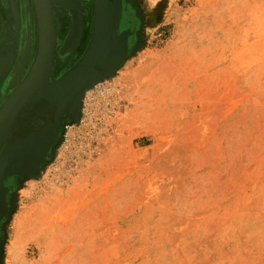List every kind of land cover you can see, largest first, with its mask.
<instances>
[{
  "label": "rangeland",
  "instance_id": "rangeland-1",
  "mask_svg": "<svg viewBox=\"0 0 264 264\" xmlns=\"http://www.w3.org/2000/svg\"><path fill=\"white\" fill-rule=\"evenodd\" d=\"M24 2L33 55L0 78V111L35 58ZM95 5L54 0L28 124L95 66L1 154L0 264H264V0H104L101 46Z\"/></svg>",
  "mask_w": 264,
  "mask_h": 264
},
{
  "label": "water",
  "instance_id": "water-1",
  "mask_svg": "<svg viewBox=\"0 0 264 264\" xmlns=\"http://www.w3.org/2000/svg\"><path fill=\"white\" fill-rule=\"evenodd\" d=\"M103 4L104 0H96V21L92 39L93 46L99 43L101 31L103 29L102 20H100V14L103 10ZM34 6L38 20V52L36 60L27 78L0 111V129L4 127L5 130L0 141V152L5 144L9 142L8 136L10 134L14 120L24 109H28L32 104L36 102L37 99L40 98L41 91H38V89L42 85L43 81L45 79H48L53 67L56 36L54 35L55 28L52 13V0H34ZM45 44L46 47L44 46ZM45 52H48L49 54L48 59L44 57ZM40 68L43 69L41 73H39ZM62 83L63 82H59L52 87L55 90V93L59 87L61 88L63 86ZM29 86L32 87V95L29 96L19 107H15L20 97ZM55 93L53 96H48L50 101L48 110L50 109L54 112V116H52L53 119H55L56 109L65 106L64 100L67 98V96H70L69 94L66 97L64 96L56 101ZM30 161L31 158L28 157V162L25 163V166L28 165Z\"/></svg>",
  "mask_w": 264,
  "mask_h": 264
},
{
  "label": "flooded vegetation",
  "instance_id": "flooded-vegetation-1",
  "mask_svg": "<svg viewBox=\"0 0 264 264\" xmlns=\"http://www.w3.org/2000/svg\"><path fill=\"white\" fill-rule=\"evenodd\" d=\"M25 8H26L25 2H24V5H22L21 0H0V78H2L4 75L11 78L13 71L15 70L14 67L16 64L15 62H16L17 56L19 57L21 55V61L24 65L26 64L27 60H29L30 57L33 55L32 47L30 45L29 46L25 45L23 34H22V32L25 30V27H26ZM34 12H35V6H34ZM52 13H53V7H52ZM17 15H18V22L15 21V17ZM35 16H36V12H35ZM23 18H24V22H23ZM36 19H37V16H36ZM16 23L19 24L18 28L16 27L17 25ZM37 23H38V20H37ZM10 31H12V34L13 33L16 34L18 32V38H16L14 41L10 40V36H8L11 33ZM21 46H22V49L20 48ZM99 46H101V44ZM35 49H36L35 50L36 52L34 51L35 58H34V61L29 71L27 72L26 68L25 69L20 68L19 66V70L22 69V72L18 80V83H16V86H18L17 90L27 78L26 73L29 74L36 60V56L38 52V39L36 41ZM53 65H54V62H53ZM50 75H51V72L49 74V78H50ZM1 81L2 79H0V82ZM75 92H77L76 89L73 91L72 94H70V96L75 95ZM35 105L32 104L28 108L29 111L32 110L35 107ZM48 108H49V105L44 106L41 109V111L35 115V118L33 117V119L29 120L30 121L29 124H28V121L25 119L26 118L25 113L28 109H24L18 115V117L14 120L12 127H11L10 134L8 136V141L10 142V140L13 137L21 139L24 134L30 132L31 129L33 130L34 127H36V129H40L41 127L49 123H53L54 119L52 116H54V114L50 115L51 113H53V111H48ZM20 120H21V124H20ZM32 124L35 126H32ZM7 145L8 143H6L3 149L1 150L0 157Z\"/></svg>",
  "mask_w": 264,
  "mask_h": 264
},
{
  "label": "bare ground",
  "instance_id": "bare-ground-1",
  "mask_svg": "<svg viewBox=\"0 0 264 264\" xmlns=\"http://www.w3.org/2000/svg\"><path fill=\"white\" fill-rule=\"evenodd\" d=\"M66 3V2H65ZM53 5H54V0H52V7H53ZM53 22H54V20H53ZM54 28H55V24H54ZM54 31H55V29H54ZM38 34V37H39V33H37ZM118 34V33H117ZM54 35H55V33H54ZM125 38V37H124ZM38 39V38H37ZM98 44H100V43H98ZM45 47H46V44L44 45ZM46 49V48H45ZM48 49V48H47ZM48 52H45L44 53V57L46 58V59H48ZM94 62H96V61H94ZM93 63V62H92ZM95 65H92L91 67H89V69H87V71L85 72H81L80 73V75L76 78V79H74L72 82H70V83H68V84H66V85H63L61 88L59 87L57 90H56V93H55V98H56V101H58V99L59 98H62V97H66L67 95H69V94H72L73 93V91L79 86V85H81L82 83H85L88 79H89V75H90V69L92 70V67H94ZM42 68H40V70H39V73H41L42 72ZM70 72H71V70H70ZM77 74H79V73H77ZM26 75L28 76V73H26ZM67 75V74H66ZM71 76V75H70ZM66 77V78H63L62 80H61V82H65L67 79H71V77ZM49 80H50V82H51V78H49L48 77V79L46 80H44L43 81V83H42V85L40 86V88L38 89V91L40 90L41 92L42 91H44L46 88H47V83L49 82ZM32 93H33V91H32V87L31 86H29L26 90H25V92L23 93V95L20 97V99H19V101H18V103L16 104V106L15 107H19L29 96H31L32 95ZM71 106V105H70ZM48 111H51L50 109L48 110ZM74 111V110H73ZM54 114V112L53 113H51L50 115H53ZM5 132V130H4V127H2L1 129H0V141H1V139H2V135H3V133ZM34 140V139H33ZM32 140V141H33ZM24 147H25V145H24ZM36 149V148H35ZM31 150V149H30ZM34 151V150H33ZM29 153H30V151H25V157H24V161H23V164L25 165V163L26 162H28V156H29ZM33 153V152H32ZM9 154V153H8ZM30 155H32V154H30ZM34 156H36V154L34 153ZM5 157V156H4ZM30 157V156H29ZM6 160H7V158H6ZM8 161V160H7ZM32 161H33V158H32ZM6 162V161H5ZM1 164V163H0ZM17 164V163H16ZM3 166V165H2ZM10 166V165H9ZM15 169V168H14ZM5 185V184H4Z\"/></svg>",
  "mask_w": 264,
  "mask_h": 264
}]
</instances>
